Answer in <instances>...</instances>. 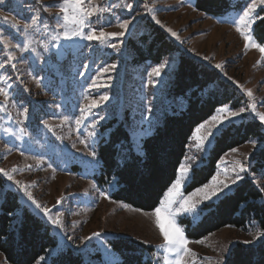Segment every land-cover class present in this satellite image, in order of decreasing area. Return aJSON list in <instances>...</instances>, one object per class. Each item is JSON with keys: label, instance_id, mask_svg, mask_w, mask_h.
I'll list each match as a JSON object with an SVG mask.
<instances>
[{"label": "rangeland", "instance_id": "rangeland-1", "mask_svg": "<svg viewBox=\"0 0 264 264\" xmlns=\"http://www.w3.org/2000/svg\"><path fill=\"white\" fill-rule=\"evenodd\" d=\"M250 2L231 0V8L226 12L208 15L194 7L195 0H85L86 7L99 5L107 9L99 17L93 15L89 18L90 23L83 29L85 33L91 28H96L97 34L101 29L124 32L123 36L111 37L103 43L72 36L71 32L65 37L66 29L60 26L62 20H58V14H62L60 0H3L0 3V38L8 42L7 47L0 42V63L7 60L9 53L15 57L0 69V76L7 77V84L11 85L6 103L0 95V168L14 177L9 180L0 173L4 180V186L0 187V201L4 190L12 189L24 206L50 226L56 246L35 264H43L67 248L79 252L84 264H116L120 257L109 243L114 237H125L151 246V264H166L165 256L173 258L174 254L159 247L164 238L155 225L154 209L145 211L111 199L110 189L100 188L93 178L99 166L95 150L102 125L127 112L131 138L138 147L142 138L160 124L167 106V88L178 54H170L161 63L136 65L127 46L129 36L144 32L147 22L164 30L178 46L177 51L182 50L209 65L234 89L235 96L219 106L204 122H211L214 115H227L217 112L225 105L230 111L246 109L221 124L220 131L206 142L203 149L197 147L195 133L200 124L195 127L180 164V167L183 165L191 170V178L182 185V194L187 196L205 184L211 185L213 176L226 181L230 187L220 185L222 191L218 197L200 203L195 217L191 213L178 215V224L183 227L181 220L186 217L193 222L200 220L205 203L216 202L246 178L254 181L262 193L259 201H264V191H261L264 177L251 171L252 155L264 145L259 136H253L223 154L210 179L188 190L194 168L207 161L216 136L225 127L256 121L264 134V122L256 115L264 113V53L255 47L257 43L264 44L254 33L255 24L264 16V4H258L253 12L255 23L251 26V34L254 39L251 42L245 41L237 30L239 14ZM128 4L132 5L130 9ZM37 13L38 25L29 29L27 36L22 27L19 33L11 27L12 24L23 26L30 23ZM4 17L8 18L7 22ZM156 19L161 23L157 24ZM123 21L129 22L127 30L119 26ZM241 27L249 32L247 27ZM168 28L177 32L180 39L173 37ZM26 38L33 41L35 51L22 50ZM246 43L249 44L247 48ZM17 44L21 47H16ZM113 44L115 48L111 46ZM161 64L166 66L157 76L153 69ZM217 64L222 68L215 67ZM112 65L115 67L111 68ZM105 68L110 71L104 72ZM93 81L102 86H92ZM247 90L252 91V97L247 95ZM105 95L108 100L100 101ZM93 100L99 104L89 111L87 106ZM253 102L256 113L249 111ZM25 108L28 110L26 119L23 115ZM205 132L206 129L201 134ZM237 161L243 163L247 171L240 172ZM237 174L242 179L233 184ZM15 181H20V185ZM22 186L27 187L42 207L50 210L47 216L28 199ZM61 197L62 202L57 203ZM48 216L59 218L61 224H52ZM258 232L263 231L253 221L244 228L222 227L198 240L186 237L190 241L189 248L197 254L196 264H219L220 261L224 264L230 248L236 243H259L264 236L257 237ZM93 233L100 235L93 236ZM186 260L191 264V254ZM0 264L11 263L0 253Z\"/></svg>", "mask_w": 264, "mask_h": 264}, {"label": "trees", "instance_id": "trees-1", "mask_svg": "<svg viewBox=\"0 0 264 264\" xmlns=\"http://www.w3.org/2000/svg\"><path fill=\"white\" fill-rule=\"evenodd\" d=\"M194 7L208 15L221 14L231 8V0H195ZM254 33L264 44V16L255 24ZM127 46L136 65L161 63L170 54H178L167 88V106L160 124L142 138L138 147L131 138L127 112L102 125L95 150L99 166L93 178L100 188L110 189L111 199L151 211L175 181L195 127L236 93L212 67L177 51L178 46L168 34L150 22L144 32L129 36ZM260 128L256 121L225 127L216 136L207 161L194 168L188 190L210 179L217 162L230 149L253 136L264 142ZM251 171L264 177V145L252 155ZM260 197L262 193L254 181L244 179L216 202L205 203L204 214L197 222L182 218L186 236L198 240L222 227L244 228L253 221L264 232V201H259ZM56 243L50 226L21 203L16 191L5 189L0 201V253L9 263L35 264ZM109 243L120 257L116 264H151V246L125 237H114ZM96 256L101 260L99 254ZM43 264H84V258L67 248ZM224 264H264V237L255 245H233Z\"/></svg>", "mask_w": 264, "mask_h": 264}, {"label": "snow or ice", "instance_id": "snow-or-ice-1", "mask_svg": "<svg viewBox=\"0 0 264 264\" xmlns=\"http://www.w3.org/2000/svg\"><path fill=\"white\" fill-rule=\"evenodd\" d=\"M3 0H0V3H2ZM258 4H264V0H251V2L242 10V14H239V20L237 22V30L240 31L241 35L244 37L245 41L251 42L254 37L251 34V26L253 23H255V20L253 19V12L255 8L258 6ZM59 6L61 8L62 14H58V20H62V23L60 24L61 27L65 28L66 31L64 33L65 37H68L69 32H71L72 36L76 37H82L84 39H87L89 41H98V42H105L111 37H117V36H123L124 32H105L103 29L99 31V34H97L96 28H91L89 32H84V27L86 24L90 23L89 18L93 15H97L99 17V14L104 13L107 11V9L100 7L99 5H89L88 7L85 6V0H60ZM127 7L130 9L132 7L131 4H128ZM151 11V9H149ZM4 20L7 22L8 18L4 17ZM39 22V14L33 16L31 18L30 23H26L23 26H20L19 24H12L11 27H14L17 29V32L19 33L21 30V27L23 29V33L25 36L28 34V30L31 28H34L38 25ZM128 21H123L120 23V28L127 30L128 28ZM156 23L160 24L161 21L159 19H156ZM245 26L249 29V32H245L244 28L241 26ZM45 28H47V25H44ZM168 32L171 33L173 37H176V39H180L177 32L173 31L171 28L167 29ZM0 42L4 43V45L7 47L8 42L3 41L2 38H0ZM33 41L30 38H26L22 50L24 51H35V49L32 48ZM113 48L116 46L113 44L111 45ZM16 47L20 48L21 45L17 44ZM245 47H249V44L246 43ZM259 49L261 53H264V46H261L259 43L255 45ZM15 59L14 56H12L11 53L8 54V58L5 62L0 63V69L4 68L5 63L8 61ZM205 59H208V57H205ZM13 67L15 65H12ZM166 65L161 64L157 68L153 69V72L159 76L160 69L164 68ZM115 65H112L111 68H114ZM217 68H222L221 64L215 65ZM104 72L110 71L109 68L103 69ZM7 77L0 76V95L4 97L5 103L8 100V97L10 95L9 89L11 88L10 84H7ZM6 85V86H5ZM92 86L94 87H100L102 85L96 84L95 81H93ZM247 95L249 97L253 96V93L251 90H247ZM108 100V96L105 95L103 97H100V101H106ZM99 101L93 100L90 105L87 106L88 110L90 111L91 108L98 106ZM27 108L24 109L23 115L25 119L27 118ZM246 111L245 108L239 109V111H230L228 106H222L220 109L217 110L218 113L223 114L226 113L227 115H214L211 117V122H204L201 123L196 129V140H197V147L200 149H203L206 145V142L212 138L216 132L220 131V125L223 124L226 120L232 117H237L241 115V113H244ZM249 111L256 113V104L253 102L251 104V107ZM259 120L261 122H264V113H256ZM79 123V121H77ZM205 134H201L202 130H205ZM10 131V130H9ZM93 156H95V153H92ZM237 166L239 168L240 172L247 171L245 165L239 161L236 162ZM235 171V169H233ZM0 173L4 174L8 177L9 180H13L14 177L7 172V170L0 168ZM191 178V170L190 167H185L181 165L179 169V176L175 180V182L169 187L167 190V193L165 194L164 198L160 201L159 206H157L154 211V217H155V225L159 229L160 233L162 234L164 238V243L161 244L159 247L164 248L167 253L174 254L172 259H169L168 256H165L166 264H189V262L186 260V257L191 254L193 257V260L191 261V264H196L195 257L197 254L189 248L190 241L185 235V229L181 227L177 222V217L180 214H193L194 217L198 215V205L202 203L203 201H208L212 199L213 197H218V194L222 191V188L220 185H223V188H229V184L226 181L219 180L218 176H213L211 185L205 184L200 188L195 189L192 193L188 194L187 196L182 194V185L187 183V180ZM242 177L237 174L236 179L232 181L233 184H235L237 181L241 180ZM17 185H20V181H15ZM24 187V190L27 194L28 199L35 205L37 209H40L46 216L49 213V209L47 207H42L39 202L35 200L33 197V194L29 191H27L26 186ZM261 191H264V189H261ZM202 197V199H194L196 197ZM63 200V197L60 198V200L57 201V203H61ZM179 205L176 207V205ZM48 219L51 221L54 225H60L61 221L59 218L53 219L51 216H48ZM99 233H93V236H99ZM264 236V232H258L257 237ZM91 237H85V239H90ZM245 243H251V241H245ZM219 264H223V261H220Z\"/></svg>", "mask_w": 264, "mask_h": 264}]
</instances>
